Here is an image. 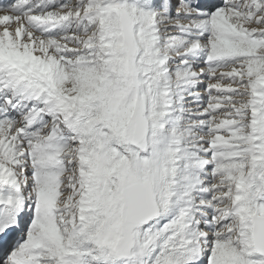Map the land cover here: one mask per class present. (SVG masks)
<instances>
[{"label":"snow or ice","instance_id":"obj_1","mask_svg":"<svg viewBox=\"0 0 264 264\" xmlns=\"http://www.w3.org/2000/svg\"><path fill=\"white\" fill-rule=\"evenodd\" d=\"M0 264H264V0H0Z\"/></svg>","mask_w":264,"mask_h":264}]
</instances>
